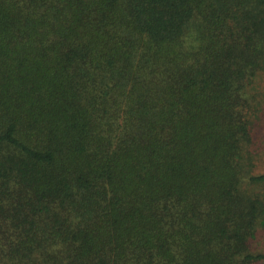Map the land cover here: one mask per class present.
I'll return each mask as SVG.
<instances>
[{
    "label": "trees",
    "instance_id": "1",
    "mask_svg": "<svg viewBox=\"0 0 264 264\" xmlns=\"http://www.w3.org/2000/svg\"><path fill=\"white\" fill-rule=\"evenodd\" d=\"M261 73L264 0H0V264H264Z\"/></svg>",
    "mask_w": 264,
    "mask_h": 264
},
{
    "label": "rangeland",
    "instance_id": "2",
    "mask_svg": "<svg viewBox=\"0 0 264 264\" xmlns=\"http://www.w3.org/2000/svg\"><path fill=\"white\" fill-rule=\"evenodd\" d=\"M255 89L259 92L261 96L258 97L257 102L260 108V117L257 118V123L259 125L258 129L261 130L260 137H264V74H260L256 81ZM261 122V125H260ZM263 153V152H262ZM263 157V155L261 156ZM261 166L258 170H262L264 168V159L260 161ZM261 238H264V234L261 233Z\"/></svg>",
    "mask_w": 264,
    "mask_h": 264
}]
</instances>
